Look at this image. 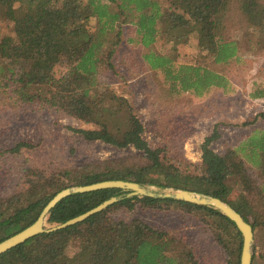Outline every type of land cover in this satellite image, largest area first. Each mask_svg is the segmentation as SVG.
Here are the masks:
<instances>
[{
	"label": "trees",
	"instance_id": "trees-1",
	"mask_svg": "<svg viewBox=\"0 0 264 264\" xmlns=\"http://www.w3.org/2000/svg\"><path fill=\"white\" fill-rule=\"evenodd\" d=\"M0 18L12 23V34L0 38V86L12 87L22 102L91 124L72 129L85 142L133 150L53 171L26 169L24 187L0 197V241L33 223L60 190L120 179L220 198L250 223L264 254V127L252 129L223 154L209 147L214 136L206 137L199 162L170 158L147 143L130 102L99 77L101 68L114 67L121 26L127 24L148 49L143 61L162 72L170 91L201 96L212 86L225 88L220 73L177 64L175 48L164 54L151 45L158 36L169 43L196 32L199 50L215 63H227L241 51L257 53L264 47V0H0ZM56 66L64 68L60 76ZM25 145L19 142L10 151ZM112 196L119 199L84 221L34 235L0 254V264H192L191 251L179 238L138 218L110 215L136 206H174L198 217L225 251L227 264H239L242 236L233 222L212 207L182 200L125 197L118 188L73 193L51 209L47 223L64 222ZM71 247L75 251L68 254Z\"/></svg>",
	"mask_w": 264,
	"mask_h": 264
},
{
	"label": "rangeland",
	"instance_id": "rangeland-1",
	"mask_svg": "<svg viewBox=\"0 0 264 264\" xmlns=\"http://www.w3.org/2000/svg\"><path fill=\"white\" fill-rule=\"evenodd\" d=\"M95 26L94 20H88ZM12 23L0 18V38L11 35ZM175 48L177 64L205 65L227 79L225 88L212 86L201 96L191 91H170L162 72L147 67L135 27L121 26L120 43L112 57L113 68H101L99 77L117 95L124 96L143 125V137L153 148H162L170 158L199 162L201 145L213 135L209 147L223 154L252 129L264 127V47L257 53L241 51L227 63H215L199 50L196 32L166 43L161 36L151 45L154 51L169 53ZM62 66L55 67L60 76ZM0 86V197L24 187L28 168L53 171L90 160H102L133 152L112 145L81 140L72 129L91 128V124L67 116L52 108L20 101L11 89ZM29 145L11 152L17 143ZM156 193L167 192L149 186ZM115 219L138 218L164 230L192 254V264H227L225 251L214 240L205 224L196 216L176 210L149 209L110 212ZM53 225L46 223L45 227ZM258 244V245H257ZM254 264H264L261 244L254 235ZM263 248V247H262ZM260 249V250H259ZM75 247L68 250L72 254ZM264 251V250H263ZM252 256V259H253Z\"/></svg>",
	"mask_w": 264,
	"mask_h": 264
},
{
	"label": "water",
	"instance_id": "water-1",
	"mask_svg": "<svg viewBox=\"0 0 264 264\" xmlns=\"http://www.w3.org/2000/svg\"><path fill=\"white\" fill-rule=\"evenodd\" d=\"M104 188H118L125 192V197L132 196H149V197H160V198H172L175 200H182L185 202L193 203L196 205H203L212 207L218 210L221 214L226 216L229 220L233 222L237 230L240 232L242 236V244L240 251L239 264H251L252 256L254 252V231L250 223H248L244 218L238 213L235 209H233L229 204L225 203L218 197L204 195L201 193H195L190 190L179 189L173 190L168 189L167 192L156 193L149 186L141 185L135 181H127L120 179H110L98 181L86 185H79L75 187H67L59 192H57L41 209L37 218L33 223L26 226L22 230L17 233L3 239L0 241V254L5 251L11 249L12 247L24 242L28 238L44 233L51 232L58 229L67 228L69 226L75 225L89 218L90 216L104 210L109 205L113 204L119 198L112 196L96 206L90 208L89 210L71 217L64 222L54 224L51 227H45L47 223L48 215L51 209L63 198L67 197L73 193H85L89 191L104 189Z\"/></svg>",
	"mask_w": 264,
	"mask_h": 264
}]
</instances>
